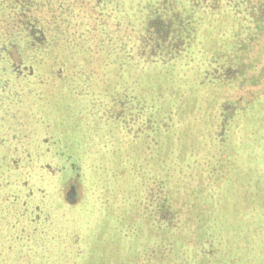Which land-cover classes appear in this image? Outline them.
Here are the masks:
<instances>
[{"label":"rangeland","instance_id":"obj_1","mask_svg":"<svg viewBox=\"0 0 264 264\" xmlns=\"http://www.w3.org/2000/svg\"><path fill=\"white\" fill-rule=\"evenodd\" d=\"M250 1L260 4L216 6L201 23L192 55L177 64L152 61L133 44L135 27L156 10L155 0H113V25L100 26L95 41L80 35L83 16L79 25L72 21L53 76L14 80L9 93L0 88V218L8 194L16 192L19 207L28 191L11 180V164L35 161L31 151L45 150L54 154V171L33 167L26 174L38 177L37 190L48 186L33 191L32 201L57 205L51 215L57 230L44 240L56 245L48 250L49 264H163L161 238L147 251L137 196L149 180L160 191L164 180L181 177L186 168L176 164L193 144L203 153L185 156L195 164L188 170H208L215 160L220 177L214 183L209 175L205 189L197 183L187 190L191 196L208 191L207 208L189 207L194 222L199 218L200 227L216 233L209 240L218 255L206 264H264V0ZM180 5L184 17L186 1ZM255 10L260 21L252 22ZM255 32L249 49L240 51ZM253 61H259L256 68ZM27 69L35 76L42 71ZM207 74L219 82H205ZM225 99L224 141L214 154V126ZM125 102L133 115L145 114L144 126L120 124ZM64 180L61 190L72 187L75 204L58 189ZM171 264L201 262L184 257Z\"/></svg>","mask_w":264,"mask_h":264},{"label":"trees","instance_id":"obj_2","mask_svg":"<svg viewBox=\"0 0 264 264\" xmlns=\"http://www.w3.org/2000/svg\"><path fill=\"white\" fill-rule=\"evenodd\" d=\"M185 1L186 5L182 8L184 17H181V0H155L153 5L156 10L146 14L138 23L140 25L135 27L134 37H131L133 44L140 46L152 61L170 60L177 64L182 59L190 57L196 48L197 32L203 30L201 23L205 16L214 12L215 8L211 7L207 0ZM218 6H221V9L224 7L221 4ZM112 7L113 0H0L1 91L7 93L8 87L14 85L9 82L14 80L26 81V77L38 78L43 73L46 75L52 73L53 76L59 55L62 53L59 42L67 43L69 41L72 21L79 25L80 18L83 16L86 30L81 31L80 35L86 33L87 37H92L95 41L96 35L100 34V26L104 29L107 25L109 27L113 25ZM102 17L103 20H101ZM74 30L76 31V29ZM198 33L200 34V32ZM17 55L19 57L16 59ZM44 61L48 62L45 68L43 64L46 62ZM60 61H63L61 56ZM28 66L31 69L35 67L42 71L35 76L28 71ZM7 74L11 81L6 76ZM213 80L219 82L217 76L211 77L207 74L204 77V81L207 83ZM222 99L224 98L222 97ZM238 100H240L239 97L236 98V101ZM227 102L229 101L226 99L221 102L219 108L221 119L220 121L218 119L214 126V154L219 149L218 141L219 143L224 141L222 122L225 118L227 119L225 114L228 110ZM125 106L126 109L122 107V111L119 113V119L124 120L120 124L127 127L130 124V127L134 125L136 127V123H141L144 126L145 114L138 111L133 115L129 102H125ZM124 111H126V116ZM186 148L187 153H184L183 158L179 159L180 163L176 164L182 167L181 170L184 168L188 170L191 166H195L191 160H186V157L193 156L194 152H202L201 148L193 144H189ZM33 156L37 157V160H31L21 165L14 163L9 169L11 180L16 182L18 187L27 188L28 194L26 192L25 200L19 207L14 206L18 203L16 192L8 194L2 201L5 206L0 218V232L4 231V235L0 234L4 239L2 241L0 239V264H49L48 250L56 248L52 242L48 243L44 240L57 230L54 218L51 219L57 205H51L50 202L45 204L41 200L32 201L31 197L34 192H44L48 186L45 183L40 184L39 186H45L37 190L36 185L39 183L36 178L38 177H30L26 174L33 167H43L50 172L56 162L52 161L54 154L45 150L35 149L31 151L30 158ZM46 163L49 164L47 167ZM186 170L184 173H180L181 177L179 178L171 176L164 180L163 188H160V191H156L155 185L149 180L144 195L137 196L138 202L141 201L140 216L137 220L140 223L139 220L143 217V232L146 238L144 241L148 247L147 251L154 250L159 241L158 238H161L164 247L163 264H171L173 261L184 259V257H194L201 264H206L208 258H215L218 255L217 249L211 247L209 240L216 233H211L209 229L200 227L202 221L197 218V222H194L193 216L189 213V207L194 202L198 203L202 211L207 208L208 191L202 192L199 196H191L188 193L190 188L197 183L205 189L210 180L209 175H212L214 183L218 182L220 180L219 175L216 174L218 164L214 160L208 170H188V172ZM53 171L51 170V172ZM21 172H25V178L20 176ZM32 178L37 182L32 183ZM68 182L64 180L61 185H58V189L64 195L67 203L75 204L77 200L74 197L73 188L70 187L67 193L61 190ZM173 189L180 190V193L174 195V192L171 191ZM30 203L34 205V208L30 206ZM33 213H36V217ZM17 227L20 229L17 230ZM147 264H152V262L148 259Z\"/></svg>","mask_w":264,"mask_h":264},{"label":"flooded vegetation","instance_id":"obj_3","mask_svg":"<svg viewBox=\"0 0 264 264\" xmlns=\"http://www.w3.org/2000/svg\"><path fill=\"white\" fill-rule=\"evenodd\" d=\"M208 2H209V4L211 5V7L212 6H214V8L216 7V6H218L219 4H221V5H223L224 7L222 8V11L223 10H225V8H227V4L229 3H232L233 1H235V0H232V2H230L231 0H207ZM239 1V0H238ZM242 1H244V0H242ZM245 1H247L248 3H252V4H254L255 6H258L259 4H260V2L258 1H253V2H251L250 0H245ZM257 10V9H256ZM256 10L254 11V15L251 17L252 18V22H256V21H260L259 19V17H257V18H255L256 16H255V14H256ZM258 32V31H257ZM257 32H255V34H254V36H251V37H248L247 38V43H246V45H244V44H242V45H239L240 46V51H244L245 49H249V47H250V45H249V43H250V41L251 42H254V38H255V36H256V34H257ZM246 51H248V50H246ZM253 67L254 68H256L257 66H258V64L257 63H259V61H253Z\"/></svg>","mask_w":264,"mask_h":264}]
</instances>
